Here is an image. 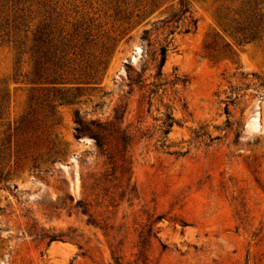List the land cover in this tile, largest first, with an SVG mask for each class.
Segmentation results:
<instances>
[{"label": "rangeland", "instance_id": "1", "mask_svg": "<svg viewBox=\"0 0 264 264\" xmlns=\"http://www.w3.org/2000/svg\"><path fill=\"white\" fill-rule=\"evenodd\" d=\"M186 1L196 29L185 33L181 23L169 36L154 25L179 0L148 10L116 38L95 84L50 94L62 154L36 165L37 149L18 166L13 157L0 182V264H264V44L237 46L218 26L215 0ZM61 2L65 15L96 29L97 56L105 32L116 36L110 0ZM145 30L154 53L171 42L169 84L156 96L158 61L146 56ZM29 73L27 59L16 70L13 50L0 46V92L13 127L43 94ZM175 75L184 83L173 87ZM116 110L134 134L126 170L118 152L108 165L92 138L74 134L76 111L105 122ZM166 114L176 121L168 135Z\"/></svg>", "mask_w": 264, "mask_h": 264}, {"label": "trees", "instance_id": "2", "mask_svg": "<svg viewBox=\"0 0 264 264\" xmlns=\"http://www.w3.org/2000/svg\"><path fill=\"white\" fill-rule=\"evenodd\" d=\"M62 0H0V46L7 45L15 55L16 70L20 68L25 59L29 62L30 73L28 80L34 86L41 88L43 94L34 95L23 117L15 122L14 127L7 122L6 112L9 96L6 91L0 92V127H6L0 133V182L10 175V165L15 157V166L29 151L39 150L33 164L37 160L46 159L47 162H56V156L61 151H56L52 136L56 121L55 94L58 86H76L75 91H80L81 86H91L99 75V68L104 65L116 38L127 35L128 30L143 19L148 10L160 8L174 0H110L113 28L102 36L108 41L102 43V49L97 56L93 53L100 39L91 24L76 21L65 15V5ZM218 3L216 17L219 28L228 35L237 45L264 44V0H215ZM178 10H173L169 16L156 24H162L168 29V35L175 34L181 23L186 25L185 33H190L197 28V20L193 17L191 8L186 0H179ZM83 20V18H82ZM114 29V30H113ZM148 30L144 31L143 39L148 44L146 56L155 55L157 73L151 95H158L159 91L169 83L164 81L163 69L166 65L171 42L160 46L155 53L151 50L152 44L148 40ZM220 37L218 34L213 40ZM109 48H108V47ZM207 50L212 49V44H206ZM225 48L232 51L231 44ZM97 63V64H96ZM147 70H144V73ZM144 75L141 76V79ZM142 82V81H140ZM184 83L178 75L170 82L175 87ZM74 90V89H73ZM63 92H70L63 91ZM163 122L168 135L176 123L172 115L166 114ZM125 112L115 111L112 120L86 121L79 111L74 114V134L80 140L89 136L95 142L99 152L107 159V164L114 166L115 154L118 152L122 158V168L128 166V148L132 146L134 134L129 128L123 127ZM13 142L15 144H13ZM115 148V149H114ZM54 154V155H51ZM54 156V157H53ZM55 158V159H54ZM71 200L74 201V199ZM85 214L88 210L82 203L77 202ZM80 205V206H79ZM53 241V240H52Z\"/></svg>", "mask_w": 264, "mask_h": 264}, {"label": "bare ground", "instance_id": "3", "mask_svg": "<svg viewBox=\"0 0 264 264\" xmlns=\"http://www.w3.org/2000/svg\"><path fill=\"white\" fill-rule=\"evenodd\" d=\"M60 247V246H59ZM56 247H54L53 249H55Z\"/></svg>", "mask_w": 264, "mask_h": 264}]
</instances>
